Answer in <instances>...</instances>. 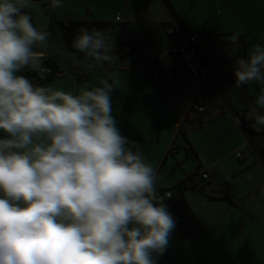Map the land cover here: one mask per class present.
Wrapping results in <instances>:
<instances>
[{
    "label": "clouds",
    "instance_id": "obj_1",
    "mask_svg": "<svg viewBox=\"0 0 264 264\" xmlns=\"http://www.w3.org/2000/svg\"><path fill=\"white\" fill-rule=\"evenodd\" d=\"M29 4L0 0V264H158L176 219L142 146L121 134L115 82L73 94L18 75L46 76L50 33L23 11ZM78 32L72 47L85 68L118 62L110 28ZM229 44V56L239 51L235 37ZM233 75L236 88L260 86L251 127L264 131V45L237 57Z\"/></svg>",
    "mask_w": 264,
    "mask_h": 264
},
{
    "label": "rangeland",
    "instance_id": "obj_2",
    "mask_svg": "<svg viewBox=\"0 0 264 264\" xmlns=\"http://www.w3.org/2000/svg\"><path fill=\"white\" fill-rule=\"evenodd\" d=\"M144 1L150 12L149 16L154 13L160 19L165 17L164 10L156 0ZM171 1L181 11L188 10L192 12L191 15L195 13L193 21L201 17L204 30L212 31L217 28L242 34L245 37V48L240 49L241 58L247 59L255 45H264V0ZM61 2L63 7L53 11L50 7L51 0L40 2L30 0L29 6L23 11L32 17V22L38 30L50 33L47 47L44 49L54 54L61 65L57 74L62 73L58 75V79L45 84L44 87L78 94L81 84L87 81L97 83L100 79L107 78V74L102 72L100 67L92 70L85 68L83 61H78L65 49L58 22L95 17L107 18L115 24L114 18L118 16L124 23L127 22L124 20H128L127 9L126 5L123 6L124 0H61ZM120 27L117 25L112 29L116 45L120 40ZM131 30L138 38L137 29ZM122 42L126 49L120 50L131 54L132 48L123 40ZM207 43L214 52L219 45L216 41L207 40L202 42V48ZM203 51L202 49L200 53ZM115 55L121 59L116 52ZM72 63L78 64L80 66L78 69L86 70L83 72L87 76L82 77V81L76 80V76L68 69L70 68L68 65ZM103 66L111 64L106 63ZM161 67L164 71L172 70L175 67L173 57L169 55L163 57ZM175 69L179 73L180 81H184L185 86H190L170 104L161 102L157 96L153 100L154 92L149 85L139 82L137 78L134 81H126L122 84L123 87L119 88L123 102L119 99L118 91L112 96L113 115L123 116L125 112L122 110L127 108L126 103H129L132 114L128 123L132 121L145 130L144 140L139 144L142 146L146 162L157 170L159 175L157 188H173L189 172L194 173L197 161L188 155L189 158H186L184 150L186 142L204 155L202 169L209 173L216 185L211 191H208L209 189L184 191V201L190 212L196 216L202 231L187 240L176 224L169 246L158 258V264H264V165L259 160L261 154H264L261 142L264 134L255 139L258 150L255 158L236 127L231 124L228 115L220 113L222 108L220 100L208 81L211 73H203L199 78L191 79L179 66ZM45 81L47 79H41V82ZM255 85V82L247 85L254 97L259 94L254 90ZM194 90L197 104L206 112L203 114L206 117L203 118L201 115L196 118L189 111L183 123L187 120L191 122L185 123L187 126H184V130L187 135L186 138H182L185 136L183 127L177 126L176 130L173 122L181 118L185 112ZM230 98L231 102L236 101L233 96ZM194 103L192 101L191 105ZM236 105L239 109L243 108L240 103ZM137 106L139 109H133V113L132 108ZM247 108L249 110L246 117L252 118L254 116L252 108L250 106ZM201 117L200 127L197 119ZM137 132L135 134H138ZM170 146L172 150L166 153ZM237 154L243 159H238ZM226 192L231 197V203L226 199L220 201L209 199V197L217 199Z\"/></svg>",
    "mask_w": 264,
    "mask_h": 264
},
{
    "label": "crops",
    "instance_id": "obj_3",
    "mask_svg": "<svg viewBox=\"0 0 264 264\" xmlns=\"http://www.w3.org/2000/svg\"><path fill=\"white\" fill-rule=\"evenodd\" d=\"M157 4L164 10L165 12V17L163 19H160L157 14H152L149 16V11L147 8V5H145L144 0H124V5H126V8L128 5H130L135 13V17L132 19H127L124 20L127 22L122 23V20H119L118 16L114 18L115 24H113L111 21H109L107 18H90V19H80L81 21H86L89 24L97 23L99 21H104L110 22L111 25H113V28L117 25H120V40L119 43L116 45L115 42V51L119 50L120 48H125V46H121V40L127 44V46L132 48L131 54L126 57V58H118V62L111 64V66H102L100 67L101 71L107 74V78H110V82H115L116 87L118 88L116 91H118L119 95V88L123 87L122 84L126 83V81H134L135 78L139 79V82L148 84L151 90L154 92L153 95V100L157 96L161 102H165L167 104H170L171 101L175 100L179 94H181L183 91L188 89L190 85L185 86L184 81H180L179 79V73L176 72L173 75H169L165 77V79H159V84L161 85L160 87V92L156 88L154 84V80H150L146 73H145V68L148 64L152 62L158 63V70L154 72L153 79H158L159 77V71L163 72H168L164 71L161 67V60L163 57L169 55V49L172 45V39L169 38L166 35V31L169 27L175 26L178 30L181 31V33L185 34H190V35H206V36H212V37H222V36H234L237 39L238 45H239V51L236 52L234 57H230L228 55L229 49H230V44L229 42H222L220 40H214L218 42V46L216 47V51L214 52L211 48V45L208 43L205 45V47L202 48V45L197 49L196 52V60L198 62L199 68L201 69V75L203 73H211V75H216V74H233V64L235 62V59L241 58L240 54V49L242 47L245 48V37L242 34H237L235 32H232L231 30H217V28L213 29L212 31H207L204 30V25L202 24V18L197 17L195 21V13L193 15L192 12L188 10L181 11L178 9L176 6L173 5L171 0H156ZM222 2H225L223 0ZM123 9V8H122ZM118 10L116 12V15H118ZM78 20V19H77ZM68 21H75L74 19H69L63 22H68ZM121 23V24H119ZM198 26H197V25ZM112 28V29H113ZM131 28H136L137 29V34L138 38L136 37V34L131 30ZM219 31V32H218ZM61 38L63 42V37H62V31H61ZM208 40V39H207ZM206 40V41H207ZM203 41V42H206ZM64 45V42H63ZM65 49L69 51L66 46L64 45ZM204 50L203 53L201 54L200 51ZM70 52V51H69ZM43 60L42 63L46 60L47 57H50L52 61H54L58 67L59 70L61 69V65L59 61L55 58L56 56L54 54H51V52L47 51V49H43ZM71 53V52H70ZM73 54V53H71ZM74 55V54H73ZM75 56V55H74ZM77 59V57L75 56ZM78 61H81L77 59ZM175 61V67H180L179 63L174 59ZM45 67V66H44ZM68 68L71 72V74L76 76V80L79 79L82 81V77L87 76V74L83 71L86 70H81L78 69L80 66L76 63H72L68 65ZM174 67V68H175ZM46 68V67H45ZM182 69V68H181ZM58 70V71H59ZM62 73V72H61ZM18 75H24L26 76L29 80H31L36 86H42L44 87L45 84L51 83L58 79V74L54 79L47 80L45 82H41L40 77L38 76L36 70L33 69H25L21 73H18ZM119 84V86H117ZM196 97V90L193 91V93L190 96L189 102L187 104L186 110L181 116V118H177L173 122V127L177 130V126L183 127V131L185 133V136L182 138H186V132L184 130V126H187L190 122L187 120L185 123L184 118L189 112V108L191 107L193 99ZM119 99L121 102H123V98L121 95L119 96ZM127 108H122L125 113H123V116H115L116 119L118 120V126L121 131V134L126 136L128 139L142 143L145 137V130L141 129L138 124L133 123H128V120H130V115L132 114L129 110L130 106L129 103H126ZM139 109V106L133 107L132 110ZM133 110V113H134ZM142 111V110H140ZM220 113L224 114L223 111L220 109ZM229 117V116H228ZM204 118V115H203ZM230 118V117H229ZM231 120V119H230ZM232 122V121H230ZM233 124V122L231 123ZM234 125V124H233ZM235 126V125H234ZM143 127V125H142ZM138 131V132H137ZM137 132L138 134H135ZM177 133V131H176ZM240 134V133H239ZM2 135V134H0ZM144 136V137H143ZM175 136V135H174ZM244 140V139H243ZM187 141V140H186ZM245 142V141H244ZM246 143V142H245ZM186 147H184L185 153H186V158L187 154L189 153L188 150L186 151L187 147H190L196 155H201L202 159L199 161V164L201 166L202 171H206L202 169V161L204 155L198 151H196L191 144L188 142L185 143ZM247 145V143H246ZM249 150L251 153L257 157V154H254V150L252 146H248ZM172 150L171 146L168 148L166 153H169ZM143 151V150H142ZM189 155V154H188ZM167 156V155H166ZM163 160V158H162ZM259 160H264V156L261 155ZM195 165V169L196 166ZM194 169V173H195ZM207 172V171H206ZM208 173V172H207ZM193 173L189 172L187 175H185L182 179H180L177 183L183 182L187 177L191 176ZM209 175V173H208ZM210 181L208 182V186L206 185L204 188L205 190L211 191L212 187L216 186L214 183V179L209 175ZM176 183V184H177ZM210 183V184H209ZM174 187V186H173ZM171 188V187H170ZM168 188V189H170ZM163 188H157V190H160ZM185 191V190H184ZM201 191V192H204ZM219 191V190H217ZM227 196L230 201V195L226 192L225 195H221L220 197ZM183 197H184V192H183ZM219 198V197H218ZM231 203V201H230ZM189 208V207H188ZM195 216V215H194ZM196 217V216H195Z\"/></svg>",
    "mask_w": 264,
    "mask_h": 264
},
{
    "label": "trees",
    "instance_id": "obj_4",
    "mask_svg": "<svg viewBox=\"0 0 264 264\" xmlns=\"http://www.w3.org/2000/svg\"><path fill=\"white\" fill-rule=\"evenodd\" d=\"M52 18L53 17L51 15V19ZM51 24H50V27H51ZM58 24L62 31L64 45L71 53H73L77 57V59L81 61H83L84 59L83 55L80 53H77L76 50L72 47V42H73L74 37L79 34L78 32L79 28L86 27L89 30L105 29V28H110L112 30L113 28V25H111L110 22H97V23L89 24L86 21L75 20V21H68V22L59 21ZM202 36H203V39H209L210 37H212V36H206V35H202ZM120 43L121 45H123L122 40ZM115 52L117 53V55H119L120 58H126L130 55L129 52L125 53L123 51L124 52L123 53L120 49ZM43 66L49 69V75L45 77V79L47 80L54 79L59 70L58 65L54 61H52L50 57H47L46 60L43 62ZM158 67H159L158 63L152 62L146 66L145 73L150 80H154V84L160 92L161 85L159 84L160 83L159 79L160 80L164 79L165 77L169 75H173L174 73L178 71L175 68H173L172 70L168 72L159 71L160 78L153 79L154 72L159 69ZM234 79L235 77L233 74H216V75H210L208 81L213 91L216 93L217 97L220 100L221 107H222L221 110L223 111V113L227 114L230 117L231 121L235 125L236 129L238 130V132L240 133L244 141L247 143L248 146H252L254 150V154H257L258 150L256 148L255 139L263 135L264 133L262 131L261 132L255 131L251 127L253 123V118L246 117V113L249 110L247 106H253V101L255 100V97L250 94V91L247 85L243 86L242 88H236L234 86ZM255 84L256 85H255L254 90H257V92L259 93L261 90L260 86L257 83ZM231 96L234 97V99L236 100L235 102H231L230 100ZM194 102H195L194 105L199 106L197 104L196 99H194ZM236 103H240L243 106V108L239 109L237 106L238 104L236 105ZM190 109H192V105L189 108V110ZM208 112L209 111H207V113ZM203 114H206V112L202 113V115ZM185 119L186 117L184 118V121ZM197 120L201 127L202 117ZM0 138H3V135H0ZM188 152H189L188 153L189 155L188 154L187 155L191 157L194 161H197L198 165L196 166L195 173L187 177L183 182L177 183L173 188L169 189L170 191H174V196L167 206L169 211L175 217L176 224L179 227V230L182 236L187 240L194 238L195 236L200 234L202 231V228L199 225L197 219L190 212L183 198L184 190H187V189L197 190V188H195L194 186H189L187 185V183H189L192 180L193 176L196 175V173H198L199 170H201V166L197 159V155L194 153V151L190 147L188 148ZM261 155H264V154H261ZM260 162L262 163V165H264V160H260ZM201 189H204V188H201ZM201 189H198V190H201ZM209 199L218 200V201L226 199L229 201V198L227 196H224V197L222 196L217 199H213L212 197H209Z\"/></svg>",
    "mask_w": 264,
    "mask_h": 264
},
{
    "label": "built area",
    "instance_id": "obj_5",
    "mask_svg": "<svg viewBox=\"0 0 264 264\" xmlns=\"http://www.w3.org/2000/svg\"><path fill=\"white\" fill-rule=\"evenodd\" d=\"M166 35L172 39V45L169 49L170 56L175 59L184 72L191 78L196 79L201 76V69L199 68L198 62L196 60L197 49L201 46L202 42L205 41L202 35H190L181 33L175 26H171L167 29ZM46 69V76L49 75V69ZM38 76L40 74L36 71ZM41 79V78H40ZM194 117L198 118L204 113L200 106L192 105V109L189 110ZM262 145L264 146V139L262 140ZM238 159H243L240 154L236 156ZM198 161H201L202 156L197 155ZM210 181V177L207 172L200 170L196 175L193 176L192 180L187 183L189 186H194L197 189L205 188V186ZM161 196L165 197L164 203L168 206L169 202L174 196V191L169 189L158 190Z\"/></svg>",
    "mask_w": 264,
    "mask_h": 264
},
{
    "label": "water",
    "instance_id": "obj_6",
    "mask_svg": "<svg viewBox=\"0 0 264 264\" xmlns=\"http://www.w3.org/2000/svg\"><path fill=\"white\" fill-rule=\"evenodd\" d=\"M33 1L34 2H40L41 0H33ZM126 9H127L128 19L134 18L135 17V13H134L132 7L130 5H128ZM232 37H234V36L226 35V36H222V37H210L208 40H212V41H214V40H220L222 42H229V39L232 38ZM206 40L207 39H205V41ZM235 54H236V52H234L230 57H234ZM60 74H61V72L58 73V75H60ZM205 117L206 116L204 115V118Z\"/></svg>",
    "mask_w": 264,
    "mask_h": 264
}]
</instances>
